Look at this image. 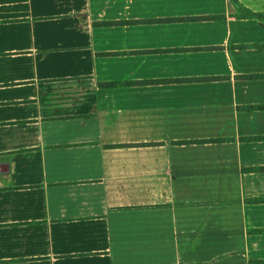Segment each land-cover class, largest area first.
I'll return each instance as SVG.
<instances>
[{"label": "crops", "instance_id": "crops-1", "mask_svg": "<svg viewBox=\"0 0 264 264\" xmlns=\"http://www.w3.org/2000/svg\"><path fill=\"white\" fill-rule=\"evenodd\" d=\"M238 1L263 17L0 4V264H264V0Z\"/></svg>", "mask_w": 264, "mask_h": 264}, {"label": "trees", "instance_id": "trees-1", "mask_svg": "<svg viewBox=\"0 0 264 264\" xmlns=\"http://www.w3.org/2000/svg\"><path fill=\"white\" fill-rule=\"evenodd\" d=\"M24 1H26V0H0V4L17 3V2H24ZM233 2L235 3V6L238 8L239 12L244 13L246 16L259 17V18L263 17L260 14H255V13H252V12L248 11L247 9H245L243 7V5L239 3L238 0H233ZM111 86H116L117 87V86H120V83H113V84H111ZM213 141H211V142H213Z\"/></svg>", "mask_w": 264, "mask_h": 264}, {"label": "water", "instance_id": "water-1", "mask_svg": "<svg viewBox=\"0 0 264 264\" xmlns=\"http://www.w3.org/2000/svg\"><path fill=\"white\" fill-rule=\"evenodd\" d=\"M1 166V165H0ZM0 172H2L1 170H0Z\"/></svg>", "mask_w": 264, "mask_h": 264}]
</instances>
